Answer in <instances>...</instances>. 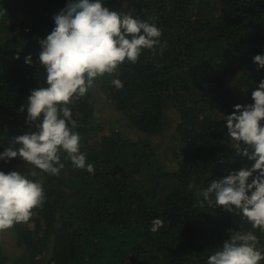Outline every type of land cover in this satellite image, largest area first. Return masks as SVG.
<instances>
[{
  "label": "trees",
  "instance_id": "16d2710c",
  "mask_svg": "<svg viewBox=\"0 0 264 264\" xmlns=\"http://www.w3.org/2000/svg\"><path fill=\"white\" fill-rule=\"evenodd\" d=\"M67 2L0 0L6 13L0 15V153L34 131L26 108L19 109L32 90L47 86L38 41ZM103 3L155 23L166 51L145 50L136 64L125 62L69 106L93 174L74 169L63 154L59 176L34 177L18 157L0 160L5 173L44 176L46 197L27 223L0 231V264H207L229 229L251 230L240 217L199 201L212 179L253 163L231 148L223 117L234 105L252 103L264 79L253 63L264 54V0ZM116 79L123 87H115ZM96 103L116 114L111 123L102 122ZM157 218L164 224L153 233ZM255 234L264 252V233Z\"/></svg>",
  "mask_w": 264,
  "mask_h": 264
},
{
  "label": "clouds",
  "instance_id": "9594fccd",
  "mask_svg": "<svg viewBox=\"0 0 264 264\" xmlns=\"http://www.w3.org/2000/svg\"><path fill=\"white\" fill-rule=\"evenodd\" d=\"M5 10L0 9V15ZM55 27L46 38L38 41V56L44 69L46 87H37L19 111H27L26 123L34 131L13 138V146L0 153L5 163L19 158L33 167L32 176L40 173L59 176L64 168L61 155L76 170L94 173L80 151L78 123L69 107L95 87L96 81L114 74L128 62L136 64L148 50L153 56L166 51L162 31L155 23L135 17L131 11H114L103 0H68L53 16ZM19 59L17 55L15 57ZM31 56L25 63L31 64ZM258 69H264V54L253 57ZM123 87L120 80L113 81ZM252 103L234 105L224 115V127L237 156L253 161L220 179H212L200 191L201 207L220 208L246 221L251 230L232 231L218 250L207 258V264H260L264 252L258 250L256 230L264 233V79L251 93ZM18 146V147H17ZM39 170V171H36ZM44 176L32 180L18 171H0V231L27 223L33 210L45 201ZM164 222L152 220L155 233Z\"/></svg>",
  "mask_w": 264,
  "mask_h": 264
},
{
  "label": "rangeland",
  "instance_id": "374dc122",
  "mask_svg": "<svg viewBox=\"0 0 264 264\" xmlns=\"http://www.w3.org/2000/svg\"><path fill=\"white\" fill-rule=\"evenodd\" d=\"M96 107H97V110H98V113H99V116H100L102 122L108 124V123H111L115 119L116 114L114 112H109L108 110L100 108L99 103H96ZM160 150L164 151L165 149L162 147ZM160 150L158 151V155L163 157ZM168 159H171V158H168ZM168 164H170V163H168ZM28 226L31 227L32 225L28 224ZM4 248L7 249L8 254L11 253V248L9 247V245L5 244Z\"/></svg>",
  "mask_w": 264,
  "mask_h": 264
}]
</instances>
